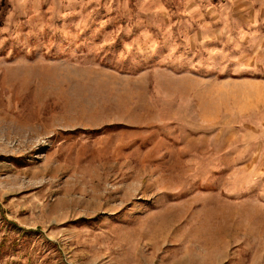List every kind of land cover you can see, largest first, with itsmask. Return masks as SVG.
<instances>
[{
	"label": "rangeland",
	"instance_id": "rangeland-1",
	"mask_svg": "<svg viewBox=\"0 0 264 264\" xmlns=\"http://www.w3.org/2000/svg\"><path fill=\"white\" fill-rule=\"evenodd\" d=\"M0 264H264V0H0Z\"/></svg>",
	"mask_w": 264,
	"mask_h": 264
}]
</instances>
